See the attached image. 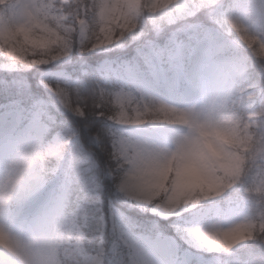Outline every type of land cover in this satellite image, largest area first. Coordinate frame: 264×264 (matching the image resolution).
<instances>
[{
  "label": "snow or ice",
  "instance_id": "snow-or-ice-1",
  "mask_svg": "<svg viewBox=\"0 0 264 264\" xmlns=\"http://www.w3.org/2000/svg\"><path fill=\"white\" fill-rule=\"evenodd\" d=\"M76 52L101 62L53 76ZM131 130L206 187L178 173L156 203L153 170L122 166L156 147ZM0 163L24 175L0 196V264H264V3L0 0Z\"/></svg>",
  "mask_w": 264,
  "mask_h": 264
},
{
  "label": "clouds",
  "instance_id": "clouds-1",
  "mask_svg": "<svg viewBox=\"0 0 264 264\" xmlns=\"http://www.w3.org/2000/svg\"><path fill=\"white\" fill-rule=\"evenodd\" d=\"M143 2V0H141ZM258 3H264V0H257ZM134 139H141L147 145L156 146L154 149L137 156L130 154L129 160L123 162L124 168H133L137 172L149 168L153 170L156 187L154 191L159 192L156 203L163 202L171 196L175 190V181L178 173L191 186L201 185L206 187L202 173L198 170V165L184 158L180 152L179 146L171 140L160 137L145 136L137 130H131ZM22 165V161L19 162ZM16 165H7L0 163V196L10 197L14 194L16 188L23 181L24 175H18ZM26 171V169H25ZM231 224H221L215 227L207 228V231H214L217 228L228 230ZM259 248L260 246L257 245Z\"/></svg>",
  "mask_w": 264,
  "mask_h": 264
},
{
  "label": "trees",
  "instance_id": "trees-1",
  "mask_svg": "<svg viewBox=\"0 0 264 264\" xmlns=\"http://www.w3.org/2000/svg\"><path fill=\"white\" fill-rule=\"evenodd\" d=\"M100 54H89L90 57L98 56ZM101 61L99 59H92V58H81L80 54L78 52L74 53L72 59L69 62L66 63H55L50 67L51 71L54 70H64L71 75V79L73 82H77L82 80L83 73L86 70H89L91 68H94L97 64H99ZM108 197L106 196V199ZM235 198V193L229 194L228 199ZM125 211L128 212L129 215L134 216L136 219L140 220L141 222H150L152 219H155L151 216L150 213H139L138 210L135 209H125ZM168 232L171 233V229H168ZM240 250L238 249L237 252ZM241 258H243V255L241 254Z\"/></svg>",
  "mask_w": 264,
  "mask_h": 264
},
{
  "label": "rangeland",
  "instance_id": "rangeland-1",
  "mask_svg": "<svg viewBox=\"0 0 264 264\" xmlns=\"http://www.w3.org/2000/svg\"><path fill=\"white\" fill-rule=\"evenodd\" d=\"M58 63V62H56ZM53 76H55L56 74H61V73H65L67 74L68 76L71 77L70 73L64 71V70H54V71H51ZM233 199V198H231ZM234 219V218H232ZM227 222H231V219ZM238 250V249H237ZM237 250H234L233 253H229V252H225L223 250L219 251V252H216L215 253V256L219 257L220 260L223 262V264H228V261L229 260H233V257L235 255V253L237 252ZM233 264H235V261L233 260Z\"/></svg>",
  "mask_w": 264,
  "mask_h": 264
}]
</instances>
